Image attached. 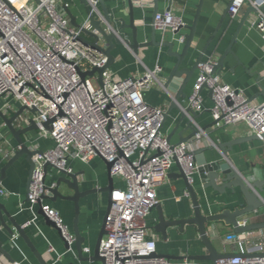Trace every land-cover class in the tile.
Returning <instances> with one entry per match:
<instances>
[{"label": "built area", "instance_id": "2783aa9c", "mask_svg": "<svg viewBox=\"0 0 264 264\" xmlns=\"http://www.w3.org/2000/svg\"><path fill=\"white\" fill-rule=\"evenodd\" d=\"M98 1L89 0L93 12L100 14ZM151 1L134 0L138 7ZM246 4L258 10L255 24L264 34V0H232L231 17L235 18ZM59 5L69 8L70 2L0 0V112L11 116L22 105L35 107V113L26 110L15 125L24 127L34 118L38 134L54 140L47 149L28 144L33 150H41L34 155L35 168L27 193L33 212L28 224L39 216L35 206L49 192L46 185H56L45 181L46 164L59 172L73 173L70 159L89 162L99 157L112 162V176L123 183L115 185L106 234L100 243L104 264H180L155 255L159 254L157 240L149 233L147 218L159 202L157 188L166 180L169 169L179 162L193 181L197 164L191 152L214 143L190 114L200 131L179 144L167 139L163 132L164 110L144 98L145 91L159 82V65L124 79H116L111 68L105 69L101 83L97 74L83 79L80 70L104 67L108 57L80 39L83 28L90 26V15L76 27L58 9ZM153 24L163 37L170 31L174 40L185 42L180 31L187 23L181 15L172 10L158 12ZM200 68L188 105L197 113L202 112L203 89L211 91L214 126L245 122L264 144V99L251 100L242 90L223 81L221 75L212 73L210 63L201 64ZM48 121L50 129L43 125ZM0 138V153L8 161L21 146H10L2 133ZM7 193L0 188V195ZM42 210L59 228L68 250H73L76 237L61 213L46 199H42ZM252 233L227 238L238 241L237 255L209 264H264V241L253 248L244 245ZM50 249L54 250L52 245ZM188 262L187 259L183 263Z\"/></svg>", "mask_w": 264, "mask_h": 264}, {"label": "crops", "instance_id": "0c3cea01", "mask_svg": "<svg viewBox=\"0 0 264 264\" xmlns=\"http://www.w3.org/2000/svg\"><path fill=\"white\" fill-rule=\"evenodd\" d=\"M67 1L70 2L69 8L77 16L78 22L85 20L87 15L85 7L81 4L80 0ZM105 2L110 10L116 4L118 7H122V0H105ZM231 2L232 0H203L193 46L190 50L191 56L187 64L198 56L200 50L219 26L218 32L209 45V49L212 51L216 49L217 57L227 49L240 20L250 7L249 4L244 5L239 14L235 18H232L228 12ZM170 3L171 0H158L156 4L152 0L144 7L137 6L135 8L137 24L142 26L140 41L151 39L156 5L158 12H165L168 11ZM199 3L200 0H172L171 10L181 15L187 24H192ZM99 8H101L100 5ZM258 16L257 12L250 14L249 19L245 22L233 45L239 61L235 55L229 53L225 59V68L221 75L223 81L242 90L249 98H253L254 101L264 99V94H261V90L264 88V34L255 24ZM125 18L129 20L128 17ZM188 32L189 30L186 28L180 31L184 35ZM156 39L158 41L174 40V36L172 32L167 31L163 37L161 31L156 29ZM183 45L184 43L176 41L175 49L180 51ZM167 49V47L162 46L142 47L138 53H135L127 46L117 45L113 52L115 61L110 67L116 79H124L133 75H142L148 69H154L159 65L161 67V70L158 72L159 82L156 81L145 91L144 98L150 105L162 108L164 111L170 107L174 95L164 88L163 82L176 61L175 57L167 53ZM199 74L200 71L195 73L186 89L187 97L182 100L184 106L188 105V97ZM203 95L205 108L202 112H198L199 116L196 118V122L202 128L211 125L213 122L210 111L212 106L210 92L207 89H203ZM177 114L178 112L174 110L164 125L163 132L167 136L172 130V124ZM193 124L195 125L194 122ZM184 126L183 124L181 129ZM206 132L213 143L252 134L245 122L222 127L213 125ZM0 133L5 136V140L10 143V146L18 144L1 117ZM189 133L190 131L188 130L184 135ZM23 138L27 144L31 146L37 145L41 149H47L54 145L52 138L42 137L36 130L24 134ZM178 141L179 134L177 132L173 136L172 142L176 143ZM2 143L3 141L0 138V147ZM206 156L209 159H221L218 150L215 148L206 151ZM230 157L233 166L243 174L250 176L257 172L261 178H264V144L262 141L252 140L235 145L230 152ZM6 162L0 153V169ZM69 164L73 167L74 172H81V189L102 188L107 185V166L102 158L95 157L89 162L70 159ZM179 173L180 167L175 163L169 169L166 180L157 188L158 203L161 205L167 220L188 217L193 214L190 194L187 191L184 180L179 177ZM60 175L59 171L50 167L46 179L47 183L51 184L55 182ZM28 178L29 163L26 157L22 156L7 170L6 178L2 181L0 188H4L8 193L0 195V200L16 218L17 222L24 226L35 247L48 263L102 264L98 260H80L77 256L75 244L73 250H68L58 230L49 225L42 215L39 214L35 222L28 224L33 219V212L29 207L30 204L27 202ZM194 179V185L198 188L205 212H219L226 208L235 209L243 202L239 189H237L236 194H232L230 190H227L224 194H219L212 190V188L204 189L200 186L197 171L194 173ZM122 184L121 180L114 178V185L119 186ZM61 191L66 194L71 193L66 185L61 186ZM107 200L108 194L105 192L88 194L80 199L78 225L82 234L86 237V242L83 245V252L86 257L91 258L94 253L97 238L107 211ZM46 201L61 213L64 221L73 231L76 215L74 202L66 199H58L57 201L46 199ZM35 209L38 211V206H35ZM245 218L254 222H263L264 207L258 213L250 214ZM5 219L10 225L8 218L6 217ZM158 221V210L157 208H153L147 218V222L150 235L157 240V251L160 254L169 255L171 259L180 261V264H193L192 262H195L194 264H209V262H212L188 259V263H183L187 260V256L206 253V249L199 237L198 228L195 225H186L183 229L180 226L168 227L167 237L164 238L162 233L154 227ZM209 232L213 239L214 247L218 252L229 253L238 251L239 244L237 240H226L234 232L232 226L219 221L216 222V229H210ZM252 232V237L247 238L244 243L248 248H253L256 244L264 241V228L256 229ZM0 241L7 252V255L0 252V264H40L38 258L25 240L17 233H14L13 236L10 235L1 225ZM50 245L53 246L54 250L50 249Z\"/></svg>", "mask_w": 264, "mask_h": 264}, {"label": "water", "instance_id": "95a60500", "mask_svg": "<svg viewBox=\"0 0 264 264\" xmlns=\"http://www.w3.org/2000/svg\"><path fill=\"white\" fill-rule=\"evenodd\" d=\"M157 4L158 0H154ZM81 4L84 5L86 15H90V26L88 28H83V34L80 36V39L87 45L103 52L108 57V62L104 67L98 68L93 67L88 71H81L80 74L84 79L86 75L93 76L95 74L98 75L100 83L102 82V75L105 69L110 68L115 61L114 50L117 45H124L130 48L133 52L138 53L139 49L142 47H167V53L170 56L175 57L176 61L170 69L168 75L165 77L163 82V86L166 90L173 93L174 97L172 98L170 107L164 111V119L163 126L166 124L172 112L176 110L178 112L177 117H175L173 121V127L168 134L167 139L171 142L173 136L178 132L179 141L177 144L186 142L190 138H192L196 133L200 131L198 127L193 124V120L198 118L199 114L194 111L189 105L184 106L182 100L187 97L186 89L190 84L193 76L197 71H200L201 64L210 63L212 65V73H216L218 75H222V72L225 68V59L229 53H232L236 56L239 61L234 49L233 45L236 42L240 31L242 30L245 22L249 19V16L252 12H257L258 10L253 6H250L247 12L244 14L243 18L240 20L231 41L227 47V49L221 54L219 57L216 56V49L210 50L209 45L212 42L214 36L218 32L219 27L216 28L212 36L209 38L205 46L200 50L198 56L193 59L192 62H189V58L191 56V48L193 46L197 24L199 21L201 8L203 0H200V3L197 6V11L195 14V18L192 24H186L184 28L188 29L189 32L185 34V42L182 49L176 50V40H164L158 41L156 39V28L153 24L152 26V35L150 40L140 41V35L142 33L141 25L137 24L136 20V10L137 7L134 0H122V7H118L116 4L112 9L108 8L105 0H99L97 9L98 12H93V7L90 4L89 0H80ZM172 3V0H171ZM171 3L168 10H171ZM232 4V2L229 4ZM99 5L101 8H99ZM228 7V12H229ZM58 9L63 13L67 14L70 17L71 23L79 27L81 22H78L77 16L72 12L70 8H63L61 5L58 6ZM264 11V6L261 8ZM158 13L157 5L154 12V17ZM123 14V16H122ZM125 17H128L127 20ZM154 23V20H153ZM129 30V32H127ZM212 51V52H210ZM261 94H264V88L261 90ZM212 95L210 91V96ZM253 100V98H250ZM26 110L31 111L32 113L36 112V108H29L26 105H22L17 111H15L11 116L0 112V117L5 122L10 133L16 139L18 144L21 146L20 149L16 150L15 154L8 160L0 169V186L2 181L6 178L7 170L22 156L26 157L27 162L29 163V178L27 182V189L29 190V185L32 179V174L35 168L34 155L41 150H33L30 146L25 142L23 135L28 134L33 130L38 129V124L36 123L34 118H31L30 124L24 127H17L15 125V121L22 114L25 113ZM189 114L192 115L193 120L190 119ZM185 125L182 129V125ZM215 121L212 122L211 125L205 126L202 129L207 130L209 127L213 126ZM44 127L46 129H50V121L45 122ZM181 129V130H180ZM190 131L189 134L184 135L186 131ZM252 140H259V137L255 134H250L247 136H240L233 138L228 141L223 142H215L210 146L199 147L192 151L191 153L194 155L195 162L197 164V177L200 182V186L204 189L212 188V190L218 192L219 194H224L227 190H230L232 194H236L237 189H239L243 202L240 206L235 209L226 208L219 212H205L202 206L201 198L198 192V188L194 185V176L193 181H190L188 175L185 173L182 166L177 162L180 167L179 177L184 180L187 191L190 194L192 200V208L193 214L188 217L176 218L172 220H167L164 212L162 210L161 205L159 203L155 206L159 213V221L156 224L155 229L162 233L163 237H167V229L168 227L180 226L183 229L186 225H195L199 231V237L206 249V253L204 254H195L187 256V259L190 260H201V261H212L216 262L221 258H232L237 255V252H229L223 253L218 252L213 244V239L210 236V229H216V222H224L226 225L232 226L233 234L232 238L237 237L239 234L244 232L253 231L256 229L264 228L263 222H254L246 219L245 217L258 213L261 208L264 207V178H261L259 174L256 172L250 176H247L237 170L233 164L232 159L230 157V152L233 150L235 145L241 144L243 142H248ZM217 149L221 159H209L206 156V151ZM107 166V174H108V183L106 186L102 188H89V189H81V172H73L68 173L64 170H61V175L58 176L54 187L46 185V189H48V193L44 194L42 198L38 201V213L42 215L46 222L58 230L60 234V230L42 210V199H51L52 201H57L58 199H66L71 200L75 204V219L73 224V232L76 237L75 246L77 250V256L80 260H98L102 264H104V257L100 253V243L102 237L106 234V222L107 216L110 212L112 206V193L114 191V177L111 174L112 162L104 160ZM49 171V164L45 166V181L47 178V174ZM66 185L71 191L70 194H66L61 191V186ZM96 192H105L108 194L107 200V211L103 220V225L99 236L97 238V242L94 248V253L91 258L84 256L83 245L86 242V237L82 234L78 221H79V213H80V199L88 194L96 193ZM28 199V197H27ZM8 218L9 223H7L5 218ZM247 221L245 225H242L241 222L243 220ZM0 225L10 234L14 235L17 233L21 236L27 245L30 247L32 252L38 258L40 264H50L44 258V256L37 250L31 238L29 237L24 226L17 222L16 218L8 211L6 206L0 200ZM61 235V234H60ZM64 240V239H63ZM65 246L68 249L69 245L64 240ZM0 252L7 255L6 250L3 248L2 242L0 241ZM155 255H162L156 253ZM168 258H171L169 255H163ZM74 264V263H71Z\"/></svg>", "mask_w": 264, "mask_h": 264}, {"label": "rangeland", "instance_id": "374dc122", "mask_svg": "<svg viewBox=\"0 0 264 264\" xmlns=\"http://www.w3.org/2000/svg\"><path fill=\"white\" fill-rule=\"evenodd\" d=\"M0 103H2V102H0ZM14 104H15V103H14ZM99 162L101 163V161H99ZM99 162H96V163H99ZM96 163H95V164H96ZM94 167H96V165H94Z\"/></svg>", "mask_w": 264, "mask_h": 264}]
</instances>
